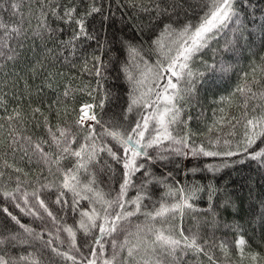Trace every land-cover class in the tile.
<instances>
[{"label":"trees","instance_id":"1","mask_svg":"<svg viewBox=\"0 0 264 264\" xmlns=\"http://www.w3.org/2000/svg\"><path fill=\"white\" fill-rule=\"evenodd\" d=\"M135 2L137 7H133L130 0H0V21L18 26L21 32L19 37L14 35L9 40L14 59L6 58L8 49H4L6 55L0 57V99L4 101L0 105V172H3L0 176V191L14 192L18 183L21 192H32L44 184H55L57 187L43 189L42 198L57 217L69 225L75 224L79 215L73 213L70 207L61 208L53 203L58 194L59 173H56L55 167L50 172L37 156L32 155L30 148L28 155H25L21 146L28 145L22 137L30 136L34 142L50 139L45 117L49 126H72L76 117L74 110L86 102L98 104L105 96L104 108H98V114L104 121L111 119L123 122L131 87L121 71L122 65L129 60L127 45L141 49L144 59L154 63L157 54L152 41L160 35L164 24L172 23L174 27H179L190 20L195 21L202 14L201 0H177L182 7H177L171 16L159 18L154 11L139 10L141 7L151 8V0ZM13 3L19 7L13 9ZM169 3L170 0H164L161 6L165 7ZM93 4L101 11L88 16L85 21L87 31L95 37L92 40L81 37L73 41L71 38L77 31L76 24L65 23L51 14V8L57 5L58 16H63L65 9L75 7V16L79 18ZM241 7L242 20L248 29L245 32L247 39H238L234 47L225 50L223 46L232 36L229 31L204 48L190 63L194 91L182 93L183 99L177 105L182 109V122L175 128L181 135L190 132L191 142L197 146L202 143L207 145L209 140L219 138L220 144L213 150H222L225 140L232 141V150H235L244 132V113H248L247 118L264 113V97L260 96L264 92V36L261 33L264 0H248V6ZM42 13L48 14L47 23L54 29L53 32L39 28L41 19H44ZM37 32L41 34L36 35ZM93 56H99L105 64L100 76L93 71L96 64ZM246 73L248 81L254 78L257 81L252 85V91L256 93L254 97L251 93L241 95L235 92L237 86L244 83ZM189 86L186 81L181 84V88ZM65 90L69 91L68 96H64ZM222 97L229 99L225 102ZM245 100L248 102L247 107ZM36 108L40 112H34ZM254 108L256 111H253ZM15 112H19L20 116L9 120L8 117ZM136 116L135 112L129 114V121L134 122ZM210 127L213 129L211 132ZM73 131H76L75 127ZM83 135L81 133L80 142H83ZM45 150L51 149L45 145ZM149 151L153 157L157 155V150ZM159 151L168 159L156 160L154 164L145 162L155 177H166L172 173V177L167 180L170 185L186 189L203 188L191 201L193 208L186 209L183 216L177 213L175 217L158 218L152 226L172 229L177 234L182 230L189 237L196 235L204 252L196 253L183 247L174 256L161 252V264H264V166L245 158L243 154L231 158L177 155L169 149L168 142ZM5 160L23 171L16 172L13 168L5 167ZM104 160L112 165L114 171H101ZM225 160L230 166L222 167L219 171L210 172L205 168L207 164L220 165ZM240 160L244 162H236ZM73 163L74 159L62 161L65 168L72 167ZM193 168L199 170L190 171ZM92 171L96 173L98 187L114 196L122 179L121 166L103 154L101 162ZM144 179L142 173L136 175V187L129 188L127 199L137 195ZM147 191L150 198L144 199L141 212L123 222V231L114 234L118 242L124 241L126 237L135 242V235L129 233L135 234L137 225L146 224L143 213L159 207L166 188L153 183L148 185ZM29 199L32 200L31 197ZM66 199L70 204L72 194L67 193ZM88 204L87 200L80 202L81 207H87ZM4 207L16 215L22 224L39 232L43 241H33L27 237L29 243H19L8 239L12 235L24 238L26 234L0 210V239L5 241L0 244V254L16 259L35 249H43L45 264H65L50 249L44 248V242L54 240L56 235L57 226L50 218L45 216L44 221H40L25 215L10 198L0 195V209ZM61 236L65 238V234L61 233ZM240 237L246 242L243 255L236 246V240ZM147 238L152 237L149 235ZM77 239L81 245H90L92 237L78 233ZM221 243L227 245L226 250L220 247ZM54 246L62 249L68 247L66 243L60 245L58 242ZM105 248L110 255V244H106ZM83 250L87 252V248ZM254 254L257 255L255 261L252 260ZM121 255H126V249ZM209 256L213 259L209 260Z\"/></svg>","mask_w":264,"mask_h":264},{"label":"snow or ice","instance_id":"2","mask_svg":"<svg viewBox=\"0 0 264 264\" xmlns=\"http://www.w3.org/2000/svg\"><path fill=\"white\" fill-rule=\"evenodd\" d=\"M133 7H137L135 0H130ZM164 0H151L152 7H141L139 10L148 12L154 11L156 17L165 15L171 16L177 7H182L177 0H170V3L162 7ZM248 6V0H201V15L195 21H188L174 27L172 23L164 24L160 35L152 41L154 52L157 59L154 63H149L141 55V49L129 44L127 51L129 60L121 68L126 80L131 85L128 94V105L123 114V122L108 120L104 121L97 109L103 110L107 96L101 99L99 103H83L76 112V117L72 126H49L47 117H45V126L50 139H41L33 141L32 137H22L27 142L28 147L21 146V150L28 155L29 148L32 155L37 156L39 160L49 168L51 172L55 167L56 173H59L61 179L58 181V194L53 203L61 208L70 207L73 213H78L79 219L75 224L69 225L58 218L42 198L43 189L57 187L55 184H44L40 189L32 192H21L20 184H17L14 192L0 191V195L10 198L14 206L25 215H30L34 219L44 221L45 216L50 218L56 225L55 239H48L44 242V248L50 249L55 256L61 258L65 264H161L160 253L167 256H174L178 250H194L196 253L204 252L203 247L198 242V237H191L184 234L181 230L178 234L172 229H159L152 225L158 218L168 216L175 217L177 213L183 216L186 209H192L191 201L196 198L199 191L203 188L186 189L183 186H173L167 183L172 173L166 177H155L148 164L155 163L156 160H167L168 157L161 154L159 149L165 142L169 143V149L177 155H191L193 157H223L231 158L243 154L245 158L256 161L264 166V113L258 116L248 117L245 112L244 132L241 139L236 143L235 150H232V141L225 140L222 150H213L220 144L219 138L209 140L207 145H195L191 142V133L186 132L183 135L176 131L175 126L181 123V111L178 103L183 99V92L191 93L194 91L192 82L193 72L190 63L193 58L204 48L208 47L213 41L218 40L222 35L229 31L231 38L226 40L224 49L228 50L230 46H235L238 39H247L245 32L248 31L242 20V7ZM13 9L19 7L17 3L12 4ZM56 7L51 8V14L64 20L65 23H75L77 31L72 36V40H79L84 37L88 40L95 39L86 28V18L94 13H99L100 8L94 4L89 10L79 18L75 16L76 8L65 9L63 16H58ZM47 13H42L44 19H41L39 28L46 32H53L47 23ZM65 17L67 19L65 20ZM0 57L6 55L4 49L9 50L6 58L14 59L12 49L9 46V40L21 35L18 26H11L0 21ZM261 33L264 36V25H261ZM41 33L37 32L36 35ZM65 43H70L65 42ZM96 62L93 71L97 76L102 75L105 64L99 56H93ZM227 70V69H223ZM255 72V69H253ZM199 75H203L200 73ZM244 83L238 85L235 92L245 95L251 93L254 97L256 93L252 91V85L257 83L255 78L252 81L246 79ZM187 82L188 88H181L182 82ZM102 87V85H101ZM69 91L65 90L64 96H68ZM264 97V92L260 93ZM227 102L229 98L222 97ZM4 101L0 99V105ZM247 107V100H245ZM253 111H256L254 108ZM34 112H40L39 108ZM137 113L134 122L129 121V114ZM20 116L15 112L9 116L12 120ZM223 117H221V120ZM186 123V122H184ZM75 127L76 131H73ZM235 127V125H233ZM99 128V131H97ZM213 131L210 127L209 132ZM81 133L83 142H80ZM17 139H21L17 137ZM259 142V143H258ZM45 145L49 149L45 150ZM75 145H78L75 146ZM179 145L180 147H173ZM185 149L187 151H185ZM15 151V149H13ZM149 150H157V155L152 156ZM168 149H165V151ZM121 166L122 179L119 182V190L113 196L110 192L105 193L98 187L96 173L92 171L96 164L102 160V155ZM23 158V157H22ZM74 159L72 167L65 168L62 161ZM243 163V160L236 161ZM4 166L13 168L16 172H22L20 168L14 167L6 160ZM230 166L225 160L220 165L207 164L205 168L210 172L219 171L222 167ZM112 169V165L107 160L103 161L101 171ZM143 170V171H142ZM199 169H190L196 172ZM138 173H142L145 178L139 185L137 195L132 199H127V193L130 187H136L134 179ZM3 172H0V176ZM82 176L84 177L82 179ZM19 180V177H17ZM157 183L166 188L162 193L159 207L154 211L144 212L147 222L144 226L137 225L135 242L127 237L122 242H118L114 234L123 231V222L141 212L144 207L145 198L148 195V185ZM211 192V190H210ZM18 195H16V194ZM67 193L72 194V200L66 199ZM32 198L30 200L29 198ZM87 200V207H81L80 202ZM23 202V206L21 205ZM171 201V202H169ZM128 205L133 206L129 208ZM37 208L39 210H37ZM2 210L11 218L26 234L22 238L20 235H12L8 239L18 241L19 243H29L27 237L33 241H43V237L35 229L22 224L21 221L7 207ZM42 210V211H40ZM61 233L65 234L62 238ZM78 233H83L85 237L91 236V243L81 245L78 242ZM143 233V235H141ZM51 236L52 233H49ZM151 239H148V236ZM4 239H0L3 244ZM58 242L60 245L67 244V249L54 246ZM245 240L240 237L236 240V246L243 255ZM106 244H110L112 252L107 254ZM220 247L224 250L227 245L221 243ZM87 248V252L83 249ZM126 249V255L121 252ZM212 260V256L208 257ZM257 255L252 256L255 261ZM45 264L43 249H35L33 252L16 259L0 254V264Z\"/></svg>","mask_w":264,"mask_h":264}]
</instances>
